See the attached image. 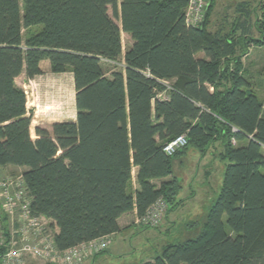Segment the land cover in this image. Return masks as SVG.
<instances>
[{
  "label": "trees",
  "instance_id": "obj_1",
  "mask_svg": "<svg viewBox=\"0 0 264 264\" xmlns=\"http://www.w3.org/2000/svg\"><path fill=\"white\" fill-rule=\"evenodd\" d=\"M205 1L202 22L189 27L188 0H0V167L23 169L30 210L58 229V250L117 233L121 215L140 217L158 198L166 215L175 210L182 186L172 160L190 151L222 170L206 221L195 237L134 264H264V103L241 62L264 46V0L236 4L228 31L214 32L216 0ZM122 33L131 40L124 71L107 77L101 62L121 58ZM42 61L72 73L76 116L35 127L33 140L15 79L41 75ZM181 134L186 145L166 155L163 145ZM0 229L7 242L1 207Z\"/></svg>",
  "mask_w": 264,
  "mask_h": 264
},
{
  "label": "rangeland",
  "instance_id": "obj_2",
  "mask_svg": "<svg viewBox=\"0 0 264 264\" xmlns=\"http://www.w3.org/2000/svg\"><path fill=\"white\" fill-rule=\"evenodd\" d=\"M242 1H248L254 7L261 0H216L209 20V31L214 32L221 27L228 31L230 23L236 17L234 7ZM108 13L113 18L110 9ZM113 20L119 25L116 18ZM235 35L238 36L239 33ZM250 36L252 38L258 36L254 28ZM121 41V58L116 62L106 60L101 62L107 77L114 71H124L121 59L131 40L127 34L122 33ZM241 62L253 92L264 103V46L251 47ZM41 70L42 74L33 79H27L23 73L15 79L16 86L25 91L26 109L31 115V122L34 121L33 126L30 127V136L33 140L36 138L34 127L50 129L53 123L68 120L74 115L73 84L70 73L52 74L47 61L41 62ZM165 85L169 84L165 82ZM209 161V157L202 159L190 151L173 158L172 170L182 186L178 196L180 205L171 211L168 219L161 221V225L156 229L143 230L134 225L139 232L129 226L128 231L117 235L109 246V252L117 255L115 264H122L123 261L127 262L126 264H134L141 257L158 254L167 244L183 242L199 233L210 207L217 198L222 181L221 168L215 163L210 165ZM205 171H209L208 178L204 176ZM22 172V169H3L0 171V179L22 175ZM131 188L134 189V186L132 185ZM172 222L175 225L172 226ZM167 229L169 232H165ZM29 264L43 263L30 261ZM83 264H90V260H85ZM94 264H108V262L99 258Z\"/></svg>",
  "mask_w": 264,
  "mask_h": 264
},
{
  "label": "built area",
  "instance_id": "obj_3",
  "mask_svg": "<svg viewBox=\"0 0 264 264\" xmlns=\"http://www.w3.org/2000/svg\"><path fill=\"white\" fill-rule=\"evenodd\" d=\"M206 7L205 0H188L185 9L186 25L197 27L204 18ZM231 142L235 144L233 139ZM186 143V134H181L166 142L162 150L171 156ZM30 201L22 175L0 179V207L9 222L7 242L0 229V248H5L0 252V264H29L30 261H40L43 264H82L87 257L107 248L113 239L114 234H110L60 251L53 239L55 225L51 226V220L42 215L32 214ZM166 210L167 204L162 198H158L142 216L135 218L134 225L155 228L164 220Z\"/></svg>",
  "mask_w": 264,
  "mask_h": 264
},
{
  "label": "crops",
  "instance_id": "obj_4",
  "mask_svg": "<svg viewBox=\"0 0 264 264\" xmlns=\"http://www.w3.org/2000/svg\"><path fill=\"white\" fill-rule=\"evenodd\" d=\"M124 54V53H123ZM121 62H123V56H122V59H121ZM48 68H49V64H48ZM70 73V75H71V80H72V84H73V77H72V73L71 72H69ZM53 74V73H52ZM62 74V73H61ZM75 91H74V85H73V96H72V105H73V108H74V115H73V117H71L70 119H68V120H64V121H59V122H75V116H76V111H75ZM166 97V95L164 94V93H161V94H159V98H165ZM59 122H56V123H59ZM35 128V127H34ZM3 169H7V170H11V169H18V170H20L21 168H19V167H15V166H11V165H8V166H4V167H0V171L1 170H3ZM23 170V169H22ZM135 173H136V168H133L132 169V176H133V178H134V176H135ZM169 178H165V179H163V180H155L154 181V183L156 184V186H158L159 184H160V182L161 181H165V180H168ZM132 185L134 186V189L136 188V184H135V181H134V179L132 180ZM170 215V213H167V215H166V217H165V219L167 220L168 219V216ZM135 218H136V212H135V210H133V211H131V212H128V213H125V214H123V215H121L119 218H118V220H117V226H118V229H119V231L117 232V233H115L114 234V236H113V239L112 240H114L115 238H116V236L117 235H120L121 233H124V232H126V231H128L129 229H127L129 226L130 227H132V228H134V225H133V220H135ZM164 219V220H165ZM163 220V221H164ZM130 222V223H129ZM172 223H174V222H172ZM175 224V223H174ZM160 225H161V223H160ZM159 225V226H160ZM137 227V226H136ZM135 230H137L136 228H134ZM138 232H139V230H137ZM58 232V229L56 228V230H55V233H57ZM112 243V242H111ZM111 243H110V245H111ZM109 245V246H110ZM109 246H108V254H106V255H104V258H102L103 260H105V261H107L108 262V264H112V263H114L115 264V262H116V260H115V256H117V255H115V253L114 254H111L110 252H109ZM110 262V263H109Z\"/></svg>",
  "mask_w": 264,
  "mask_h": 264
}]
</instances>
